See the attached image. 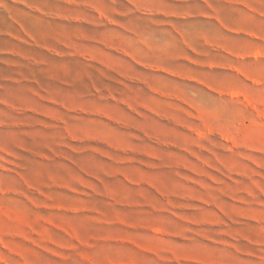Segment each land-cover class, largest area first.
Masks as SVG:
<instances>
[{
	"label": "rangeland",
	"instance_id": "obj_1",
	"mask_svg": "<svg viewBox=\"0 0 264 264\" xmlns=\"http://www.w3.org/2000/svg\"><path fill=\"white\" fill-rule=\"evenodd\" d=\"M0 264H264V0H0Z\"/></svg>",
	"mask_w": 264,
	"mask_h": 264
}]
</instances>
